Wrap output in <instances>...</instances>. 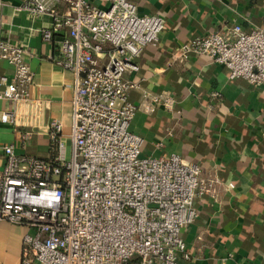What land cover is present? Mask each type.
Segmentation results:
<instances>
[{
    "label": "built area",
    "instance_id": "obj_1",
    "mask_svg": "<svg viewBox=\"0 0 264 264\" xmlns=\"http://www.w3.org/2000/svg\"><path fill=\"white\" fill-rule=\"evenodd\" d=\"M108 1L100 7L91 0H21L18 7L52 18L40 31L56 49L48 58L74 74L69 150L58 119L48 124L50 158L2 147L0 222L26 228L22 264H179L190 258L183 230L199 218L196 200L217 183L179 154H143L144 138L131 131L137 111L174 110L175 98L143 91L135 103L130 92L139 84L126 74L139 70L136 58L159 41L166 24L141 15L134 0ZM4 5L0 0V59L13 72L0 76V99L12 105L1 120L18 127L22 109L35 118L44 107L32 96L33 54L2 34ZM177 54L180 61L205 54L230 79L264 87V20L251 30L236 24L196 36ZM18 131L24 145L34 134Z\"/></svg>",
    "mask_w": 264,
    "mask_h": 264
},
{
    "label": "crops",
    "instance_id": "obj_2",
    "mask_svg": "<svg viewBox=\"0 0 264 264\" xmlns=\"http://www.w3.org/2000/svg\"><path fill=\"white\" fill-rule=\"evenodd\" d=\"M91 1L109 5L108 0ZM134 1L141 15L161 16L166 28L136 58L139 70L126 74L139 84L130 98L139 103L143 91L166 92L175 98V106L171 111L162 105H154L151 112L138 110L131 131L144 138L143 154H179L198 164L204 178L217 180L211 193L196 200L199 218L183 230L190 258L181 257L179 264H264V87L230 79L229 70L205 54L177 58L180 46L196 36L236 24L247 30L262 26L264 0ZM4 2L2 34L33 54L32 96L44 108L35 118L22 109L16 127L2 122V112L12 105L0 99V171L7 144H14L19 154L50 158L48 124L53 119L62 122L69 150L74 84V74L48 58L56 49L40 31L52 26V18L18 10L21 0ZM12 72L9 62L0 59V76ZM214 91L221 97H212ZM18 129L34 131L25 145ZM25 232L24 226L0 222V264H22Z\"/></svg>",
    "mask_w": 264,
    "mask_h": 264
},
{
    "label": "trees",
    "instance_id": "obj_3",
    "mask_svg": "<svg viewBox=\"0 0 264 264\" xmlns=\"http://www.w3.org/2000/svg\"><path fill=\"white\" fill-rule=\"evenodd\" d=\"M199 210V209H198ZM199 215H200V210H199Z\"/></svg>",
    "mask_w": 264,
    "mask_h": 264
}]
</instances>
